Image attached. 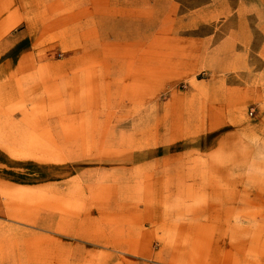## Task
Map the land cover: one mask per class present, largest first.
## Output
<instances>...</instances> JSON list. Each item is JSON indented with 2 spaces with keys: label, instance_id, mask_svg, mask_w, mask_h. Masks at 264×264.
<instances>
[{
  "label": "rangeland",
  "instance_id": "374dc122",
  "mask_svg": "<svg viewBox=\"0 0 264 264\" xmlns=\"http://www.w3.org/2000/svg\"><path fill=\"white\" fill-rule=\"evenodd\" d=\"M104 1L39 0L13 36L60 88L0 138V264H264V66L239 110L207 85L245 72L221 45L264 0Z\"/></svg>",
  "mask_w": 264,
  "mask_h": 264
},
{
  "label": "crops",
  "instance_id": "0c3cea01",
  "mask_svg": "<svg viewBox=\"0 0 264 264\" xmlns=\"http://www.w3.org/2000/svg\"><path fill=\"white\" fill-rule=\"evenodd\" d=\"M39 0H0V113L5 112L0 117V138H6L10 134L6 133L7 129H12L11 121L13 120L12 111L20 113H29V106L33 111H38L41 108V114L44 118L52 113V108L47 106L50 103L48 96H43L42 91L54 92L60 88V82L54 77L60 68L59 63L48 62L44 60V51L34 50L32 47L15 48L13 36L16 34H28L36 32L38 37L42 34V25L38 21L33 23L29 19L28 10ZM91 3L93 0H90ZM108 1L100 0L99 8H103ZM133 3H140V0H133ZM92 6V5H91ZM245 14L248 13L246 7ZM103 16V13L101 12ZM199 18L189 22V27L193 24H201ZM235 25L231 28L227 42L221 45L225 48L229 57L228 63H223L221 69L239 71L244 69L245 72L240 74L239 79L230 76L228 81L209 82L207 85H213L216 96H232L233 100H228L231 106L239 110L238 104L245 105L247 96H255L253 89L245 85L252 83L257 77L255 74L264 66V15L260 17L241 16L236 17ZM198 28V27H197ZM196 28V29H197ZM40 62V63H39ZM252 72V77L248 78V72ZM35 73H41L42 81L34 79ZM52 74L50 76L49 74ZM197 89H203L198 86ZM227 90V91H225ZM45 92V93H46ZM44 93V94H45ZM199 94V92H198ZM56 100V99H55ZM55 100L52 104H55ZM248 102V101H247ZM52 105V106H53ZM7 106V107H6ZM10 106V107H8ZM12 106H19L13 109ZM41 106V107H40ZM31 110V112H33ZM215 112L210 114V119L216 120ZM229 117L225 120L234 121L236 125L237 115L232 116L229 112ZM20 121L28 119V116L17 117ZM20 126V125H19ZM1 143V141H0ZM12 165L9 162V153L6 146L0 145V216L3 211L1 207L2 195L8 187V176L10 178ZM10 171V174H9ZM229 198L232 199V189H229ZM252 199V197L250 198ZM246 217V216H245Z\"/></svg>",
  "mask_w": 264,
  "mask_h": 264
}]
</instances>
